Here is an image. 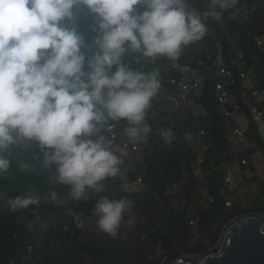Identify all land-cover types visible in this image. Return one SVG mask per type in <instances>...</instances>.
I'll use <instances>...</instances> for the list:
<instances>
[{"label": "clouds", "instance_id": "9594fccd", "mask_svg": "<svg viewBox=\"0 0 264 264\" xmlns=\"http://www.w3.org/2000/svg\"><path fill=\"white\" fill-rule=\"evenodd\" d=\"M207 2L201 13L190 0H0V174L10 146L35 141L71 200L92 191L97 227L115 237L131 201L99 195L120 171L102 132L124 122L130 140L146 141L147 112L161 88L158 71H138L123 58L176 60L205 37L207 18L219 21L239 0ZM85 9L98 30L90 44L74 25ZM162 137L171 144L172 130ZM38 203L27 193L8 201L12 212Z\"/></svg>", "mask_w": 264, "mask_h": 264}, {"label": "trees", "instance_id": "16d2710c", "mask_svg": "<svg viewBox=\"0 0 264 264\" xmlns=\"http://www.w3.org/2000/svg\"><path fill=\"white\" fill-rule=\"evenodd\" d=\"M190 7L203 13L209 5L207 0H190ZM205 23L208 27L205 37L182 47L176 61L195 64L213 55L217 43L227 59L233 55L236 46L244 52L247 67L255 72L257 88H264V52L253 41L254 36L264 33V0H239L236 6L223 11L219 21L209 17ZM88 24H96L92 15L86 9L77 11L74 25L86 44L92 42ZM136 56L138 54L125 55L123 62L140 71L133 63ZM146 60L148 71H158L162 76L175 74L170 67L172 60L164 57ZM236 78L233 91L239 94L237 73ZM215 79L214 71L208 72L202 94L192 97L189 111L193 116L177 111L167 117L165 124L174 133L171 144L156 137L137 141L144 143L143 153L137 171L129 173V178L132 180L136 173L140 174L146 188L125 195L131 201L132 212L123 213L115 237L94 231L89 224L78 229L71 223L67 211L89 217L95 196L88 190L86 199L71 200L67 188L55 183L56 166L47 161L35 141L28 147L10 146L5 153L10 166L7 172L0 174V264H7L11 258L21 260L18 251L23 242L33 246V255L39 257L38 264H165L184 254L205 256L216 252L222 232L231 223L244 216L264 215V184L257 176L246 180L255 184L253 192L238 198L235 193L232 205L225 206V194L221 193L223 164L249 158L251 150L230 149V132L235 123L224 117L213 99ZM163 88L166 85L161 83L160 90ZM243 108L246 110L245 106ZM193 119L207 128L206 141L210 142L201 167L214 201L204 205L200 203L191 172L198 148L190 145L186 137L193 127ZM158 121L150 119L146 122L153 129L158 127ZM245 122L248 138L257 143L264 156V134L247 112ZM115 126L123 131L124 122ZM102 134L107 136L106 131ZM179 182L182 183L179 194L182 203L173 208L166 191L170 185ZM104 183L107 191L118 195L120 182L110 177ZM51 191L57 194L55 201L49 195ZM26 193L37 198L38 205L10 211L8 201ZM191 218L197 219L196 231L189 225ZM65 224H69L71 230L64 231Z\"/></svg>", "mask_w": 264, "mask_h": 264}, {"label": "built area", "instance_id": "2783aa9c", "mask_svg": "<svg viewBox=\"0 0 264 264\" xmlns=\"http://www.w3.org/2000/svg\"><path fill=\"white\" fill-rule=\"evenodd\" d=\"M87 27L92 32L93 40L98 34L97 26L96 24H88ZM253 41L264 52V33L254 36ZM230 42L233 44L232 41ZM133 63L140 71H148L146 58L136 56ZM170 67L175 74L159 75L161 83L165 84L166 88L161 89L154 97L147 112L146 121L150 119L159 120L158 127L151 128L147 140L153 137L163 139L162 133L170 129L165 121L172 113L184 111L193 116V112L189 111L191 99L202 94L208 72L213 70L216 78L213 84V99L224 117L232 119L235 123L230 132V149L233 151L251 150L249 158L242 157L239 160L236 159L223 164L224 173L221 193L225 194V206L229 207L233 203V197L237 190L236 178L238 176L243 175L245 180L257 176L264 184V156L257 143L248 138V125L245 122L247 112L258 128L261 131L264 130V88H257L258 81L255 72L252 68L247 67L244 52L236 46L233 47V55L231 57L227 56V59L220 43H217L215 53L207 56L206 59L198 60L195 64L172 60ZM236 73L240 81L239 94L233 91L234 86L237 84ZM244 106L246 110H244ZM192 124L193 127L186 137L188 141H192L191 145L198 148V153L192 163L191 172L196 182V192L200 203L204 205L214 201L213 196L208 191L207 178L201 167L207 156L206 151L210 142L206 141L207 128L202 127L199 121L195 119H193ZM106 133V137L111 139V150L120 157V171L117 176L113 177L120 182V185L118 195L107 190L99 195H107L110 199H121L125 198L128 193L143 191L146 188V182L142 176L136 173L131 180L129 173L137 171L144 143L139 144L137 141L130 140L123 131L116 129V126L111 131H106ZM17 144L28 147L32 144V141L19 140ZM42 164L45 168L44 162ZM55 176H57L56 170ZM67 212L72 219L71 223L78 229L83 228L90 219H98L93 210L89 217L77 212ZM128 212H132L131 206L124 213ZM255 216L264 224V215L257 214ZM189 225L196 231L197 219L191 218ZM62 229L64 231L71 230L69 224H65ZM33 252V246L23 242L19 244L18 251L22 255L21 260L11 258L7 261V264H38L39 257L33 255ZM197 256L200 255L184 254L165 264H195L193 261L194 257Z\"/></svg>", "mask_w": 264, "mask_h": 264}, {"label": "water", "instance_id": "95a60500", "mask_svg": "<svg viewBox=\"0 0 264 264\" xmlns=\"http://www.w3.org/2000/svg\"><path fill=\"white\" fill-rule=\"evenodd\" d=\"M197 264H264V224L255 215L231 223L217 252Z\"/></svg>", "mask_w": 264, "mask_h": 264}, {"label": "rangeland", "instance_id": "374dc122", "mask_svg": "<svg viewBox=\"0 0 264 264\" xmlns=\"http://www.w3.org/2000/svg\"><path fill=\"white\" fill-rule=\"evenodd\" d=\"M190 145L192 143V141L190 140ZM236 184H237V191L235 192L236 196L235 197H245V194L247 192H253L255 190V184H252V183H247L246 180H245V177L243 175L241 176H238L236 178ZM181 185L182 183L179 182V183H176V184H172L170 185L168 188H167V191L166 193L170 196V199H169V202H170V205L173 207V208H177L181 203H182V198L181 196L179 195L180 194V188H181ZM134 220V219H133ZM96 221L97 220H93V219H90L89 222L87 221L86 224H89L92 229L94 231H97L99 230L98 227H97V224H96ZM42 227V226H41ZM226 230L224 232H222L221 234V239L220 241L217 243V250L216 252L219 250L220 248V244H221V241H222V237L224 236ZM210 253H214V252H209L207 254H210ZM206 254V255H207ZM205 255V256H206ZM205 256H197V257H194V261L193 263L197 264L198 262H200Z\"/></svg>", "mask_w": 264, "mask_h": 264}]
</instances>
